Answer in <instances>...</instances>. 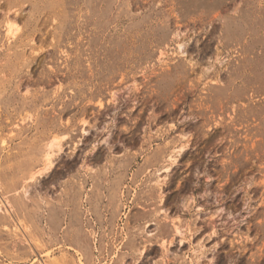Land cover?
<instances>
[{
	"label": "rangeland",
	"instance_id": "rangeland-1",
	"mask_svg": "<svg viewBox=\"0 0 264 264\" xmlns=\"http://www.w3.org/2000/svg\"><path fill=\"white\" fill-rule=\"evenodd\" d=\"M0 264H264V0H0Z\"/></svg>",
	"mask_w": 264,
	"mask_h": 264
},
{
	"label": "bare ground",
	"instance_id": "bare-ground-1",
	"mask_svg": "<svg viewBox=\"0 0 264 264\" xmlns=\"http://www.w3.org/2000/svg\"><path fill=\"white\" fill-rule=\"evenodd\" d=\"M11 26V25H10ZM179 47H180V49L182 48V44H180V45H178ZM184 51V50H183ZM182 50H181V52L183 53V54H185L184 52H183ZM181 53V54H182ZM182 54V55H183ZM58 139H57V137L56 138H53L50 142H49V144H48V147H47V152L45 153V160H46V165H45V168L46 169H49L53 164H54V160H53V147L54 146H58ZM181 155V154H180ZM44 160V161H45ZM165 169V171H170V169H172V167H170V166H168L167 168H164ZM36 171V170H35ZM37 172H39L38 170L36 171V172H33V174L35 175ZM3 200V199H2Z\"/></svg>",
	"mask_w": 264,
	"mask_h": 264
}]
</instances>
